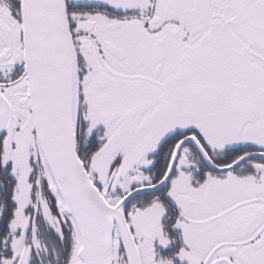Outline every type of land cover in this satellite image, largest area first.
Segmentation results:
<instances>
[{
	"label": "snow or ice",
	"instance_id": "6c2138e0",
	"mask_svg": "<svg viewBox=\"0 0 264 264\" xmlns=\"http://www.w3.org/2000/svg\"><path fill=\"white\" fill-rule=\"evenodd\" d=\"M0 264H264V0H0Z\"/></svg>",
	"mask_w": 264,
	"mask_h": 264
}]
</instances>
